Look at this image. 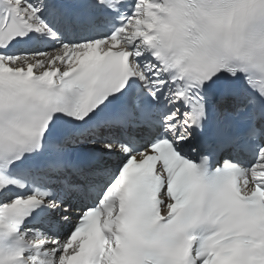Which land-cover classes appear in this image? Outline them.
Segmentation results:
<instances>
[{
	"label": "snow or ice",
	"instance_id": "snow-or-ice-1",
	"mask_svg": "<svg viewBox=\"0 0 264 264\" xmlns=\"http://www.w3.org/2000/svg\"><path fill=\"white\" fill-rule=\"evenodd\" d=\"M0 264H264V0H0Z\"/></svg>",
	"mask_w": 264,
	"mask_h": 264
}]
</instances>
